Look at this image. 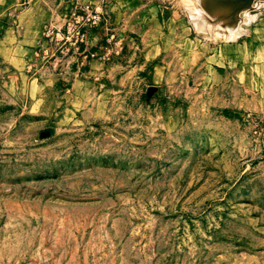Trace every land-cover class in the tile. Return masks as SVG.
<instances>
[{
    "label": "rangeland",
    "instance_id": "obj_1",
    "mask_svg": "<svg viewBox=\"0 0 264 264\" xmlns=\"http://www.w3.org/2000/svg\"><path fill=\"white\" fill-rule=\"evenodd\" d=\"M77 1L93 55L37 46L68 1L0 45V264H264V3Z\"/></svg>",
    "mask_w": 264,
    "mask_h": 264
},
{
    "label": "built area",
    "instance_id": "obj_2",
    "mask_svg": "<svg viewBox=\"0 0 264 264\" xmlns=\"http://www.w3.org/2000/svg\"><path fill=\"white\" fill-rule=\"evenodd\" d=\"M32 1L34 0H23V3L28 5ZM68 6L64 30L57 29L52 24L45 26L44 46L40 49L45 56L50 54V46L57 47L61 51L80 49L88 40V30L98 27L101 22L102 12L99 6L95 8L92 3L79 4L77 0H68Z\"/></svg>",
    "mask_w": 264,
    "mask_h": 264
},
{
    "label": "crops",
    "instance_id": "obj_3",
    "mask_svg": "<svg viewBox=\"0 0 264 264\" xmlns=\"http://www.w3.org/2000/svg\"><path fill=\"white\" fill-rule=\"evenodd\" d=\"M37 1L38 2V6H32V4ZM68 0H34L32 1L30 4H24L23 0H0V31L2 29H4V36L3 38H0V45L1 46H6L9 43L13 42V32L12 30H10L11 24L15 21V23L19 22L20 24H24V21H26L28 18L30 17H35L38 19L41 17V15L39 16V11L38 8L39 7H45L48 9H52L54 12L55 11H60L58 10L59 8H61L63 10V6L65 4H67ZM83 1V0H82ZM30 5V7H29ZM28 10H24L25 8H28ZM13 10L16 11V14L13 13ZM59 13V12H58ZM17 16V19L14 17ZM22 36L20 37L19 41L21 42V48L27 49L28 47H30L32 44L30 42H36L37 41V37L31 36L30 33L27 32L26 27L24 25H22ZM90 39H93V41H90ZM98 39V35L92 36L91 35V30H88V40L86 43H83L80 47V49H76V48H72L71 50L76 52L78 50L82 49L81 53H85V57H88V55H92L94 54L97 50L95 49V43L94 41H96ZM42 40V38H41ZM40 41V40H39ZM41 46L44 45V42H41L40 44H38L37 46ZM84 48V49H83ZM8 51H6V54ZM11 53V51H10Z\"/></svg>",
    "mask_w": 264,
    "mask_h": 264
},
{
    "label": "bare ground",
    "instance_id": "obj_4",
    "mask_svg": "<svg viewBox=\"0 0 264 264\" xmlns=\"http://www.w3.org/2000/svg\"><path fill=\"white\" fill-rule=\"evenodd\" d=\"M196 1H197V4L199 3L201 5H205L206 3H210V5L214 8V10H213L214 12L213 13H210V12H206V10L205 11H201L202 9L201 10L196 9V8H198L197 6H195ZM254 1L255 0H195V4H194V2H191L192 3L191 6L194 5L193 7L195 9L192 10L193 7H190L191 8L190 9V11H191L190 14H191L192 17L197 18V19H195L197 22H199L198 21V19H199L198 17H201V16L204 17L207 14V16L209 15L210 16L209 18H212V20H214V22L219 23L218 25L220 27L221 26H224V27L229 28L230 30L231 29L234 30V28H236L235 29L236 31L237 30L240 31L241 27H239L238 25H236V19L240 17V13L242 11H244L245 13H247V16H248V13H251L253 11V9L255 8V7L254 8L251 7ZM258 3H260V4L261 3H264V0H258ZM260 4L258 6H260ZM208 6H207V10H208ZM200 11L203 12L204 14L205 13L206 14L203 16V14ZM199 13L202 14V15H199ZM254 14H253V17H254ZM249 18H252V17H249ZM204 19L205 18H202L203 21H207L208 17H207V19H205V20ZM239 20L241 21V18ZM208 21L209 22H206V23H209V24H207L209 26L210 25V19H208ZM201 23H203V22H201ZM203 26H204V28H206L205 27L206 25L203 24ZM210 26H212V24ZM242 30L243 29H241V31ZM241 31L240 32H237V33H241L242 34L243 31L242 32ZM237 35L238 34H235V36H237ZM235 36L232 35V37H235Z\"/></svg>",
    "mask_w": 264,
    "mask_h": 264
}]
</instances>
